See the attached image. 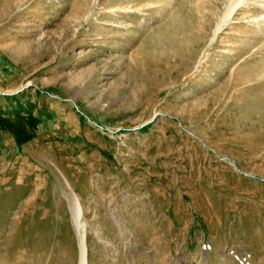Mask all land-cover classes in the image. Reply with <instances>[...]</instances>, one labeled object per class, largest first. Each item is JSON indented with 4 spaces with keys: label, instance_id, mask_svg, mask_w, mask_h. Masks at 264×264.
Masks as SVG:
<instances>
[{
    "label": "rangeland",
    "instance_id": "374dc122",
    "mask_svg": "<svg viewBox=\"0 0 264 264\" xmlns=\"http://www.w3.org/2000/svg\"><path fill=\"white\" fill-rule=\"evenodd\" d=\"M263 18L0 0V264H264Z\"/></svg>",
    "mask_w": 264,
    "mask_h": 264
},
{
    "label": "bare ground",
    "instance_id": "6f19581e",
    "mask_svg": "<svg viewBox=\"0 0 264 264\" xmlns=\"http://www.w3.org/2000/svg\"><path fill=\"white\" fill-rule=\"evenodd\" d=\"M73 194L70 196V201H71L72 208H73V217H74L76 232H77L79 240H80V242H79L80 245L79 246H80L81 264H86V260H87V242H86V236L82 232L83 225L81 223V219L83 217V210H82V207L80 205L79 200L76 199L74 197L75 194L74 195Z\"/></svg>",
    "mask_w": 264,
    "mask_h": 264
}]
</instances>
